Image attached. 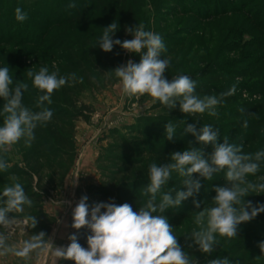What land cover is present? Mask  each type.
Wrapping results in <instances>:
<instances>
[{
	"label": "trees",
	"instance_id": "16d2710c",
	"mask_svg": "<svg viewBox=\"0 0 264 264\" xmlns=\"http://www.w3.org/2000/svg\"><path fill=\"white\" fill-rule=\"evenodd\" d=\"M129 1L130 3L127 0H36V4L33 5L38 7L39 13L32 21L26 20L24 24L17 23L19 28L25 29V33L21 38H16L13 45L15 49H12V52H6L7 49L4 48L12 42V37L1 38L0 35V65L8 66L9 71L14 73L12 87L18 83L29 85L26 91L22 90V103L32 111L41 110L36 104L38 96L43 93L32 86V78L27 75L29 70L37 73L41 67L47 66L50 72L58 70L60 76L72 73L77 76L76 82L69 81L67 85L52 94L51 104L44 102V106L51 110L53 115L49 122L35 129V139L31 145L26 146L21 140L11 147V152L19 154L20 162L23 164L11 163L9 151L0 153V157L9 165L7 170L0 171V193L5 185L19 182L33 201L31 208L25 206L24 211L20 213L24 217L36 216L38 221L36 228H26L27 239L25 240L41 231L46 234V238L50 237L55 217L43 209V198L49 194V188L61 183L74 164L75 121L87 119L92 111L89 104L81 101V94L87 89H100L118 80L114 74L109 76L106 72L122 66L124 49L114 45L111 52H104L95 45L103 33V28L113 21L118 23V30L112 36L113 40L119 39L123 42L133 37L127 29L141 24L140 6L142 4ZM222 3L225 2L222 1ZM69 4H75L76 7L68 8ZM257 4L259 5L254 8L241 3L235 4L236 6L229 5L225 10L207 18L218 17L217 24L226 22L225 26H227L228 22L229 27L234 25L245 31L255 29L257 32L252 35L251 41L242 43L241 46L237 45L235 49L234 46L230 47L229 51L232 48L237 52L240 50V56L236 61L224 65L215 58L210 60V56L206 58L205 62L212 63L201 72L200 79L206 84L196 83V94L201 97L219 96L229 91L233 85L236 86L234 95L226 97L224 102L217 106L219 111L225 110L223 116L214 117L227 120L222 126L219 125L218 143H223L227 138L229 144L242 145L245 154L264 150V0H260ZM12 7L14 5L10 4L7 11L0 12V29L7 27L8 23L1 19L2 16L7 18V15H12L9 12ZM1 10L2 7H0ZM241 13L244 14L242 18L239 16ZM162 19L166 18L160 14L155 15V23L163 21ZM9 25L15 29L16 23L10 22ZM187 28L191 29L193 26ZM223 29L215 30L211 34L215 38L216 34H220ZM162 31L163 28L155 27V33L159 34L165 43L166 50L161 53L164 57V53L170 52L176 39L180 37H168V34H163ZM220 37L222 36L220 35L219 39ZM133 62H140L139 54H135ZM235 64H243V66L234 69ZM165 77L168 79L167 75ZM235 79H240L242 82H235ZM243 94L253 96L255 99L243 98ZM3 104L4 100L0 98V126L3 124ZM241 107L245 108V113L239 111ZM185 118V121L174 120L178 125L175 136L171 140L166 138L164 132L160 134L153 128L145 127V130L140 128L138 132L140 134L136 138L139 140L132 145L117 130H114L118 138L110 144V152L104 158V161L113 166L108 169L100 168L102 171L100 181L86 185L84 190H78V202L83 196H87L86 203L89 205V211L98 203L116 205L129 203L133 210L138 211L146 199L142 189L148 183V168L151 163L155 162L158 165L169 163L170 154L189 148L190 142L195 147H203L205 155L212 152V145H200L195 136L183 132L184 127L189 124L195 125L199 130L196 119L188 116ZM245 120L248 122L247 128L243 127ZM202 122L209 123V119L205 117ZM145 132L153 136L142 139ZM13 176L17 177V181L11 179ZM46 176L51 179L48 186L43 183ZM193 176L196 179L201 178L198 174ZM260 177H264V162L261 163L260 170L255 175H249L247 179L259 182ZM181 180L179 175H172L169 185H166L162 191H167L168 187L174 185L180 187ZM201 185L199 193L183 201L180 208L170 209L164 213L174 228L181 247L194 257L198 264H206L207 261L217 257L228 258L233 264H264V253H261L258 247L260 242H264V218L260 219L256 216L253 220L240 224L238 236L235 238L217 236L219 244L214 247L211 255L201 253L198 246L185 235L193 228H198L194 223L196 212L213 206L212 200L216 195L214 189L217 186H228V182L225 179V173L220 172L215 173L211 180H202ZM245 199L258 202L254 192H250ZM194 200L200 202L199 209L195 207ZM103 211L105 209H101V212ZM72 213L73 211L68 217L69 228L72 235H76L77 242L87 248V237L91 235V230L87 227L80 230L72 228ZM70 242L69 240L65 247ZM33 252L39 253V250ZM259 256L261 259L257 260ZM60 264H74V261L61 260Z\"/></svg>",
	"mask_w": 264,
	"mask_h": 264
},
{
	"label": "clouds",
	"instance_id": "9594fccd",
	"mask_svg": "<svg viewBox=\"0 0 264 264\" xmlns=\"http://www.w3.org/2000/svg\"><path fill=\"white\" fill-rule=\"evenodd\" d=\"M68 8L76 7L69 4ZM27 13L20 7L15 9V19L24 22ZM118 30V23L113 21L103 28L97 44L104 52H111L114 45H119L129 53L139 54L140 62L131 60L126 65L119 66L106 72L114 74L119 81L122 93L128 98L139 99L147 96L151 103L159 102L169 112L179 105V110L194 116L205 112L210 116H217V106L226 97L234 95L236 86L219 96L196 94V82L188 75H178L171 80L165 77L169 67V59L161 58L165 44L162 37L152 31L145 30L144 25L137 24L128 28L132 39L113 40L112 36ZM146 50V51H145ZM32 78V86L40 93L36 106L41 110L32 111L22 103L23 91L29 87L27 83L13 85V77L9 74V67H0V98H3V124L0 126V153H7L9 149L21 140L30 146L35 139V129L43 126L52 118V111L44 106V102L52 103V94L64 87L69 81L76 82L75 73L60 76L58 70L49 71L47 66L41 67L37 73L31 70L27 73ZM23 90V91H22ZM245 113V108L239 109ZM243 127H248L247 120ZM184 133L195 136L200 145H212V152L205 155L203 147H190L183 151L170 154L169 163L158 165L153 162L148 168V183L143 187L142 194L146 197L138 211L133 210L129 203L116 205L114 203H98L92 206L86 203L88 197L83 196L75 206L72 228L80 230L87 227L91 235L87 237L88 247L84 248L77 242L76 235H70L71 241L67 247L54 246L46 234L41 231L33 234L19 246L8 243L9 235L0 232V256L9 253L17 257L28 259L33 251L47 255L51 252L52 264L58 260H71L74 264H198L179 244L174 228L164 213L167 210L180 208L182 202L198 194L202 185L199 179H193L198 174L203 180H211L215 173L224 172L228 186H217L213 206L196 212L193 228L188 236L198 250L211 255L214 247L219 244L217 236L232 239L238 236V226L253 220L259 213L264 212V205L253 206L246 197L250 192L257 195L264 194V182H253L247 179L255 175L264 162V150L254 154H245L242 145L229 144L227 138L218 143L219 130L211 124L203 125L199 130L189 124L183 129ZM176 133L175 125L169 121L164 125V134L168 140ZM8 163L0 157V171H5ZM176 172L182 178L180 187L169 185L172 173ZM17 181V177H11ZM78 179V177H77ZM264 181V177L259 178ZM159 194V200H158ZM197 209L200 202L193 201ZM25 206L31 208L33 201L28 197L23 185L14 182L5 185L0 193V226L13 229L21 221L12 213H21ZM101 209L105 211L101 212ZM90 217V218H89ZM26 228H36V216H27L22 220ZM191 247V245H189ZM264 253V242L258 245ZM206 264H233L228 258L217 257Z\"/></svg>",
	"mask_w": 264,
	"mask_h": 264
},
{
	"label": "rangeland",
	"instance_id": "374dc122",
	"mask_svg": "<svg viewBox=\"0 0 264 264\" xmlns=\"http://www.w3.org/2000/svg\"><path fill=\"white\" fill-rule=\"evenodd\" d=\"M35 1L0 0L1 13L5 10L7 11L10 4L14 5L12 10L9 11L12 15H7V18L2 16L1 19V21L8 23L7 27L0 29L1 38L11 36L13 39H11V43L4 47L7 49L6 52H12V49H15L13 45L16 38H21L25 33L24 28L17 26L19 21L15 19V9L20 7L27 13L28 18L26 20L32 21L39 13L38 7L33 5L36 4ZM127 1L130 3L129 0ZM132 1H135V4H142L140 6L141 24L144 25L145 30L155 33V27L163 28L161 33L168 34V37H180L174 42L173 49L170 52H165L164 57H161L162 59L167 58L170 61L168 70L165 73L168 80L183 74L190 76L196 83L206 84L200 79L201 72L212 65V63L205 62L206 58L210 56V60L215 58L216 61L223 62L224 65H227L228 62L236 61L240 56V50L238 52L234 51L236 46H241L242 43L251 41L252 35H255L257 32L255 29L245 31L234 25L233 27H229L228 22L227 26H225L226 22L217 24L218 17L213 19L207 18L225 10L226 6L229 5L234 6L241 3L254 8L259 5L257 3L260 0H222L225 3H222L221 0ZM184 4L186 5L184 6ZM157 14L166 19L155 23V15ZM239 16L242 18L244 14L241 13ZM10 22L16 23L15 29H13L12 25H9ZM24 22L19 23L24 24ZM230 22L234 23L233 21ZM190 26H193V28L188 29L187 27ZM221 26L223 27L220 28ZM187 29L188 31L186 32ZM221 29L223 31L220 34H216L214 38L211 32ZM220 35L222 36L220 37L221 39H219ZM170 46H172V43H170ZM231 46H234V49L232 48L229 51ZM16 50L18 51V48ZM22 50L21 48V54ZM134 56L135 54L124 50L122 65H126L129 60L133 62ZM233 66L234 69H239L243 64H235ZM0 67L3 66L0 65ZM9 74L14 76V73L10 71ZM235 82H242V80L235 79ZM247 97L255 99L253 96L243 94V98ZM81 101L89 104L92 111L88 114L87 119L75 121L76 158L74 164L61 183L49 188V194L44 196L42 202L43 209L55 217V223L49 239L57 247H65L69 242L68 237L72 235L68 224V217L78 203V190H84L86 185L90 183H98L102 177L100 168L108 169L113 166V164L104 161V158L110 152V144L118 138L114 130H117L129 144L133 145L139 140L136 138L140 134L138 133L140 132V128L142 130H145V127L149 129L153 128V130H157L161 134L164 132V125L167 122L171 121L177 127L178 124L174 120L185 121V117L188 116L179 110V105L169 112L159 102L155 104L151 103L150 97L143 96L138 100L128 98L122 93L118 80L112 85L101 87L100 89L85 90L81 94ZM224 112L225 110L219 111L217 107L218 115L223 116ZM188 117L197 120L196 126L198 129L205 125L202 122L205 117L209 119V123L206 124H211L214 129L218 130H220L219 125L222 126L224 122H227V120L210 116L207 112ZM150 136H153V134H146L145 132L142 139L149 138ZM8 156L11 163H21L20 155L13 154L11 148L9 149ZM172 175H178V173L173 172ZM193 179L196 178L193 176ZM198 179L200 181L203 180L202 178ZM258 181L262 182L260 179ZM50 182L51 179L46 176L43 182L45 186H48ZM254 197L258 198V202L254 200L250 201L253 206L264 205V194L257 195L254 192ZM11 215L16 216L21 223L10 230L0 226V232L9 235L8 243L10 245L19 246L22 241L27 239L26 227L22 223V220L26 217L20 213H12ZM257 216L260 219L264 218V212L259 213ZM260 259L261 256L257 258V260ZM60 261L58 260L56 264H60ZM52 262L51 252L47 255L40 252H32L28 259L17 257L11 253L0 256V264H52Z\"/></svg>",
	"mask_w": 264,
	"mask_h": 264
}]
</instances>
